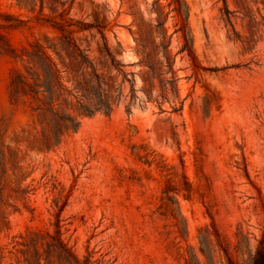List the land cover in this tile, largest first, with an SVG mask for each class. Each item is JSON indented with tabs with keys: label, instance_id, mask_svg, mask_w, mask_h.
Masks as SVG:
<instances>
[{
	"label": "rangeland",
	"instance_id": "374dc122",
	"mask_svg": "<svg viewBox=\"0 0 264 264\" xmlns=\"http://www.w3.org/2000/svg\"><path fill=\"white\" fill-rule=\"evenodd\" d=\"M0 35V264H249L264 227V0H0ZM63 37L112 111L73 99L80 126L57 143L12 96L22 65L4 49ZM69 68L70 90L96 94L91 70Z\"/></svg>",
	"mask_w": 264,
	"mask_h": 264
},
{
	"label": "trees",
	"instance_id": "16d2710c",
	"mask_svg": "<svg viewBox=\"0 0 264 264\" xmlns=\"http://www.w3.org/2000/svg\"><path fill=\"white\" fill-rule=\"evenodd\" d=\"M254 25L258 28L261 24L254 21ZM14 27L16 26H7V28ZM0 39L4 41L5 37L0 35ZM49 50L55 53L57 59ZM4 51L22 65V68L16 67L10 76L12 96L17 99H25L27 102L30 101L35 104L34 112L38 113L40 117L50 118L57 143H60L65 133L77 131L80 126L78 118L68 110L73 109V99L77 100L80 114L91 116L100 110L106 114L111 113L112 105L109 96L102 88L104 85L102 75L98 73L94 63L89 60V57L71 37L60 38L59 44H51L48 47L36 41L22 47L21 50L9 46ZM64 53L71 64H67ZM107 53L113 57L108 48ZM72 64L80 67L81 75H85L87 71L91 70L89 81L84 83L91 89H97L96 94L91 96L96 100H93L90 94L85 92L86 85L81 82H78L73 90L68 88L65 81L66 70L64 69H70ZM81 90L84 91V99L89 104H84V99H79L74 95L75 91L79 93ZM204 232L211 234L209 229ZM238 236L242 238V243L248 241V236L243 231H240ZM201 239L203 245L209 244L207 236H203ZM244 254L242 253V255ZM249 264H264V227L254 254H249Z\"/></svg>",
	"mask_w": 264,
	"mask_h": 264
}]
</instances>
